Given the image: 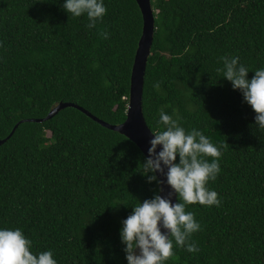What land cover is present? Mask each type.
Here are the masks:
<instances>
[{
  "label": "trees",
  "instance_id": "1",
  "mask_svg": "<svg viewBox=\"0 0 264 264\" xmlns=\"http://www.w3.org/2000/svg\"><path fill=\"white\" fill-rule=\"evenodd\" d=\"M65 2L0 0V140L15 128L0 144V229H21L34 255L51 251L57 264H128L123 221L160 193L142 173L147 157L75 107L35 119L71 102L124 122L143 15L136 0H103L107 11L90 29L87 15L73 16ZM151 4L147 124L166 130L164 112L222 152L221 171L206 185L220 205L185 206L201 225L191 237L200 251L173 239L164 264H264V129L241 90L217 71L221 57H239L249 80L264 69V0Z\"/></svg>",
  "mask_w": 264,
  "mask_h": 264
},
{
  "label": "clouds",
  "instance_id": "2",
  "mask_svg": "<svg viewBox=\"0 0 264 264\" xmlns=\"http://www.w3.org/2000/svg\"><path fill=\"white\" fill-rule=\"evenodd\" d=\"M63 7L75 17L86 14L90 21L86 27L90 29L96 27L97 21L107 11L103 0H66ZM101 35L107 38V33ZM220 59L223 68L217 71H221L222 77L232 83L233 89L241 90L245 101L257 114L256 125L264 129V69L256 70L249 80V70L243 64H238L239 57ZM160 123L166 130L153 132L154 138L150 141L149 156L143 162L142 173L149 182L162 184L156 173L165 174L163 166H166L167 184L178 194L180 202L172 204L169 198L156 194L154 198L134 206L133 213L123 221L121 229L128 264H164L174 255L173 239L177 246L186 248L188 252H199L191 237L200 230L201 225L192 212L185 211V206L196 203L220 205L217 192L206 187L209 180L214 181L221 171L220 148L197 129L186 133L176 119L164 112L160 114ZM227 144L220 147H227ZM157 145H162L159 152L156 151ZM177 153L178 163L175 162ZM203 157L213 159L208 162ZM149 172L152 175H147ZM160 191H163L162 187ZM171 195L170 192L168 196ZM161 222L163 228L169 230L168 234L161 231ZM30 246L31 241L25 238L21 229H0V264H57L51 251L41 252L37 256L29 250ZM137 248L139 254L135 251Z\"/></svg>",
  "mask_w": 264,
  "mask_h": 264
},
{
  "label": "water",
  "instance_id": "3",
  "mask_svg": "<svg viewBox=\"0 0 264 264\" xmlns=\"http://www.w3.org/2000/svg\"><path fill=\"white\" fill-rule=\"evenodd\" d=\"M136 1L143 15V30L138 42V48L135 53L134 63L132 67L129 104L126 120L120 124H111L93 115L90 111L78 104L71 102H60L49 112V114L45 118L35 119V121L48 120L56 115L62 108L72 106L86 113L103 126L125 135L140 148V150L145 154L146 157L149 156L148 149L151 147L150 141L154 138V133L148 126L146 118L144 116L142 99L147 63L148 58L151 54V47L154 40L156 26L151 0ZM14 131L15 128L13 129L11 134H13ZM11 134L5 139H1L0 144L4 143L11 136ZM161 150L162 145H157L156 151L159 152ZM163 167L165 174H161L160 172L156 173L158 180L163 181V183L160 184V188L162 187L163 191H160L159 195L165 198H169L171 200V203L175 204L178 200V194L175 193L170 185L167 184L166 173L168 169L166 166ZM170 192L172 193L171 197L168 196ZM161 231L165 234L169 233L168 229L163 228L162 222ZM135 251L137 254H139V248L135 249Z\"/></svg>",
  "mask_w": 264,
  "mask_h": 264
}]
</instances>
